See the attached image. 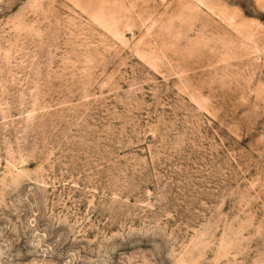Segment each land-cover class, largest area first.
Segmentation results:
<instances>
[{
    "label": "rangeland",
    "instance_id": "1",
    "mask_svg": "<svg viewBox=\"0 0 264 264\" xmlns=\"http://www.w3.org/2000/svg\"><path fill=\"white\" fill-rule=\"evenodd\" d=\"M0 264H264V0H0Z\"/></svg>",
    "mask_w": 264,
    "mask_h": 264
}]
</instances>
